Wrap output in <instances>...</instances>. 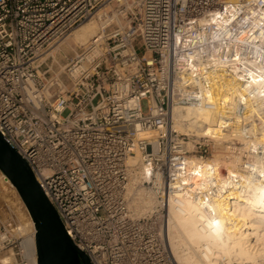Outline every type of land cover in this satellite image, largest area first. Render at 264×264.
<instances>
[{"label":"built area","instance_id":"built-area-1","mask_svg":"<svg viewBox=\"0 0 264 264\" xmlns=\"http://www.w3.org/2000/svg\"><path fill=\"white\" fill-rule=\"evenodd\" d=\"M91 17L97 35L65 64L64 78L47 80L49 51ZM263 22L264 0H0V133L91 264H175L162 234L169 198L206 203L221 188L197 171L218 140L177 130L172 110L212 106L220 74L264 64ZM233 97L220 128L244 134L263 156L251 132L262 109ZM135 152L141 169L129 161ZM135 174L147 180L131 192ZM140 187L156 202L136 215ZM12 188L0 171V264H37L34 226L17 220L11 206H25Z\"/></svg>","mask_w":264,"mask_h":264},{"label":"bare ground","instance_id":"bare-ground-1","mask_svg":"<svg viewBox=\"0 0 264 264\" xmlns=\"http://www.w3.org/2000/svg\"><path fill=\"white\" fill-rule=\"evenodd\" d=\"M98 31L97 21L88 18L62 37L50 51L64 43L83 45ZM253 65H236L229 77L220 74L222 88L218 95L210 96L212 106L203 104L172 110L173 127L177 130L205 133L218 140L213 157L201 161L197 171L204 181L215 175L221 188L215 198L206 203L186 196L169 198L162 234L175 264H264V155L250 151L254 143L251 144L244 134L220 128L225 126V108H232L233 96L238 95L246 108L262 109L260 125L252 126L251 132L254 138H262L264 146V64ZM233 148L246 149L247 158L228 155ZM129 161L139 165L141 155L135 152ZM134 176L131 192L137 182L147 180L145 176ZM12 193L19 200L14 188ZM133 195L131 207L136 215L153 211L154 191L140 187ZM11 207L23 226L33 228L25 207L22 211Z\"/></svg>","mask_w":264,"mask_h":264},{"label":"water","instance_id":"water-1","mask_svg":"<svg viewBox=\"0 0 264 264\" xmlns=\"http://www.w3.org/2000/svg\"><path fill=\"white\" fill-rule=\"evenodd\" d=\"M0 171L16 189L34 226L37 264H91L67 234L26 161L0 133Z\"/></svg>","mask_w":264,"mask_h":264},{"label":"rangeland","instance_id":"rangeland-1","mask_svg":"<svg viewBox=\"0 0 264 264\" xmlns=\"http://www.w3.org/2000/svg\"><path fill=\"white\" fill-rule=\"evenodd\" d=\"M112 8H114V7H112ZM94 19L97 21V25L99 28L100 21L96 17ZM81 46L82 45H80V44L78 46V44H75L74 42H71L69 45L64 43V44H61L59 47H56L55 50L50 51V53L47 55L49 57L46 59V62H45L46 67H44V65H43L44 68L50 67V70L45 74V78L47 80H49V78H51V77L54 78L55 76H58L60 78H64L63 67L74 56V53L78 52L80 50ZM54 47H55V45L52 47V49ZM64 114H66V112ZM165 241L167 243L166 239H165ZM167 245H168V243H167Z\"/></svg>","mask_w":264,"mask_h":264}]
</instances>
